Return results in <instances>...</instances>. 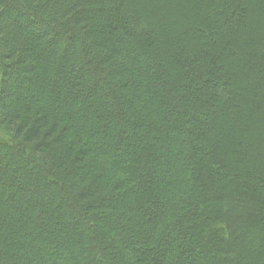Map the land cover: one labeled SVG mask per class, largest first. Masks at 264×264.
I'll return each mask as SVG.
<instances>
[{
  "label": "trees",
  "instance_id": "obj_1",
  "mask_svg": "<svg viewBox=\"0 0 264 264\" xmlns=\"http://www.w3.org/2000/svg\"><path fill=\"white\" fill-rule=\"evenodd\" d=\"M0 264H264V0H0Z\"/></svg>",
  "mask_w": 264,
  "mask_h": 264
},
{
  "label": "rangeland",
  "instance_id": "obj_2",
  "mask_svg": "<svg viewBox=\"0 0 264 264\" xmlns=\"http://www.w3.org/2000/svg\"><path fill=\"white\" fill-rule=\"evenodd\" d=\"M24 95H25V92H24V91H22V92H21V96H24ZM19 96H20V95H19Z\"/></svg>",
  "mask_w": 264,
  "mask_h": 264
}]
</instances>
